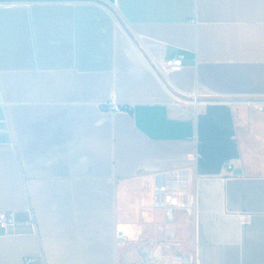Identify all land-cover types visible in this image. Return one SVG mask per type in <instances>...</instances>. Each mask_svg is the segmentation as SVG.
<instances>
[{
	"label": "crops",
	"instance_id": "1",
	"mask_svg": "<svg viewBox=\"0 0 264 264\" xmlns=\"http://www.w3.org/2000/svg\"><path fill=\"white\" fill-rule=\"evenodd\" d=\"M3 212L0 264H264V0H0Z\"/></svg>",
	"mask_w": 264,
	"mask_h": 264
},
{
	"label": "built area",
	"instance_id": "2",
	"mask_svg": "<svg viewBox=\"0 0 264 264\" xmlns=\"http://www.w3.org/2000/svg\"><path fill=\"white\" fill-rule=\"evenodd\" d=\"M184 55H180L177 58L168 60L164 63L162 69L164 71H178L180 70L183 65H184ZM194 103L197 104V101L195 100ZM252 104V103H248ZM113 109L117 112L122 111V110H127L125 107H118L114 106ZM233 165L232 162L229 163L228 167L231 168ZM166 192V188L162 187L157 190V198L155 202V206L158 208H163L166 211V217L168 221H172L174 218V212H175V207H181L186 209L190 215H192L193 211V206L195 204V198L191 197L190 198V203L189 204H178L175 199H173L171 196L166 197L164 200L160 198L161 194ZM17 222L14 216V213L12 212H3L0 213V229L6 230L11 227L16 226ZM174 261H182L185 262L186 259L182 256H177L173 259ZM22 264H46L44 260L41 257L38 256H27L24 258Z\"/></svg>",
	"mask_w": 264,
	"mask_h": 264
}]
</instances>
